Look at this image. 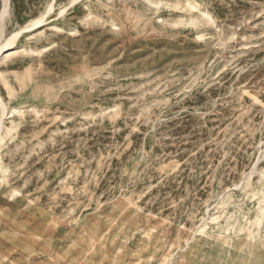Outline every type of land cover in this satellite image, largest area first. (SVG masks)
<instances>
[{
  "label": "rangeland",
  "instance_id": "1",
  "mask_svg": "<svg viewBox=\"0 0 264 264\" xmlns=\"http://www.w3.org/2000/svg\"><path fill=\"white\" fill-rule=\"evenodd\" d=\"M17 32L0 264H264V0H0Z\"/></svg>",
  "mask_w": 264,
  "mask_h": 264
},
{
  "label": "bare ground",
  "instance_id": "2",
  "mask_svg": "<svg viewBox=\"0 0 264 264\" xmlns=\"http://www.w3.org/2000/svg\"><path fill=\"white\" fill-rule=\"evenodd\" d=\"M43 21H37L35 22V24L32 27L38 26L42 23ZM20 32L14 33L12 34L3 44H0V56L5 53L8 52L11 49V46L14 44V41L16 40V38L19 36ZM0 139H1V130H2V122H3V118L4 116L7 114V108L6 105L4 104L3 100L0 97Z\"/></svg>",
  "mask_w": 264,
  "mask_h": 264
}]
</instances>
